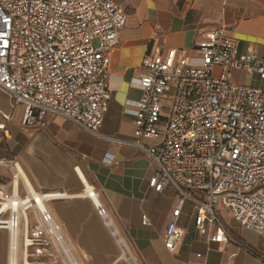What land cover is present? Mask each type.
Here are the masks:
<instances>
[{"label": "built area", "instance_id": "built-area-1", "mask_svg": "<svg viewBox=\"0 0 264 264\" xmlns=\"http://www.w3.org/2000/svg\"><path fill=\"white\" fill-rule=\"evenodd\" d=\"M125 22L116 0H0V90L12 107L24 105L23 124L61 116L145 153L155 165L149 186L157 192L173 186L179 197L163 237L170 252L184 235L178 220L186 201L195 207L200 233L213 227L209 242L231 239L218 214L223 208L264 245V87L233 78L239 70L264 81V57L239 53L238 39L223 28L194 43L193 59L175 50L145 54L132 82L141 90L131 111L133 136H105L110 52ZM150 139L158 142L146 144ZM16 179L0 180V251L4 233L8 256L23 254L27 264H84L49 205L69 199L65 191L20 194ZM87 198L117 260L142 264L98 192Z\"/></svg>", "mask_w": 264, "mask_h": 264}, {"label": "crops", "instance_id": "crops-1", "mask_svg": "<svg viewBox=\"0 0 264 264\" xmlns=\"http://www.w3.org/2000/svg\"><path fill=\"white\" fill-rule=\"evenodd\" d=\"M116 2L126 13V22L110 52L112 98L100 128L105 136H133L131 111L141 90L132 82L145 54L167 56L175 50L177 57L193 59L194 43L206 32L223 28L238 39L239 53L253 51L264 57V0ZM233 78L264 87V81L239 70L233 71ZM23 115L24 105L12 107L10 97L0 90V125H4L0 160L5 162L0 165V180L9 181L17 174L20 194L31 188L65 191L69 199L49 205L84 264H123L92 201L80 193L84 180L94 186L142 264H264L261 236L233 224L229 212L221 208L230 217L223 226L231 239L209 242L213 227L206 225L204 233L197 230L196 210L189 201L182 205L178 220L184 235L170 252L163 237L179 197L173 186L162 192L149 186L155 165L145 153L95 136L61 116L45 114L23 124ZM157 142L145 140L148 145Z\"/></svg>", "mask_w": 264, "mask_h": 264}, {"label": "rangeland", "instance_id": "rangeland-1", "mask_svg": "<svg viewBox=\"0 0 264 264\" xmlns=\"http://www.w3.org/2000/svg\"><path fill=\"white\" fill-rule=\"evenodd\" d=\"M20 106H22V105H17L15 107L20 108ZM80 193H82V191ZM218 214H219V216H220V218H221V220L223 222H227V220L230 219L229 215L224 210H220L218 212ZM232 222H233V224L236 223L235 221H232ZM7 260H8V254H7V251H6V239H5V234L2 233L1 251H0V264H7Z\"/></svg>", "mask_w": 264, "mask_h": 264}, {"label": "bare ground", "instance_id": "bare-ground-1", "mask_svg": "<svg viewBox=\"0 0 264 264\" xmlns=\"http://www.w3.org/2000/svg\"><path fill=\"white\" fill-rule=\"evenodd\" d=\"M84 183H85V188H84V190H85V194H83L82 193V195L84 196V197H88L89 196V194L90 193H92V195H94V198L96 197V191H95V189L93 188V186L91 185H89L85 180H84ZM31 188V187H30ZM30 191L31 192H34L35 193V191H33V189L31 188L30 189ZM65 194V193H64ZM87 195V196H86ZM66 196L68 197V195L66 194ZM72 196V195H71ZM15 259H21L22 261H24V264H27V260H25L24 259V256H23V254H21V255H13V254H9V256H8V260H7V264H10V263H12Z\"/></svg>", "mask_w": 264, "mask_h": 264}]
</instances>
